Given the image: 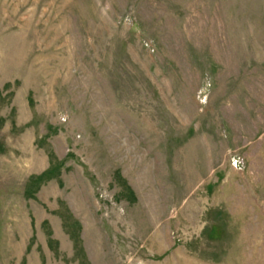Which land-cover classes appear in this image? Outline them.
I'll use <instances>...</instances> for the list:
<instances>
[{
	"label": "rangeland",
	"instance_id": "rangeland-1",
	"mask_svg": "<svg viewBox=\"0 0 264 264\" xmlns=\"http://www.w3.org/2000/svg\"><path fill=\"white\" fill-rule=\"evenodd\" d=\"M0 264H264V0H0Z\"/></svg>",
	"mask_w": 264,
	"mask_h": 264
}]
</instances>
